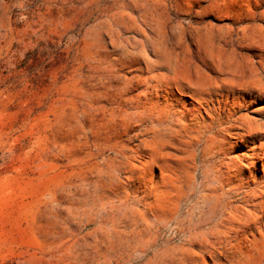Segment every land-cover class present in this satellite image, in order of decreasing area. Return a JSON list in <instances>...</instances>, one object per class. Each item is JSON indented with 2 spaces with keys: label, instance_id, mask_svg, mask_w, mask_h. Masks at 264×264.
Segmentation results:
<instances>
[{
  "label": "rangeland",
  "instance_id": "obj_1",
  "mask_svg": "<svg viewBox=\"0 0 264 264\" xmlns=\"http://www.w3.org/2000/svg\"><path fill=\"white\" fill-rule=\"evenodd\" d=\"M0 264H264V0H0Z\"/></svg>",
  "mask_w": 264,
  "mask_h": 264
}]
</instances>
